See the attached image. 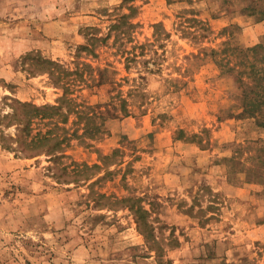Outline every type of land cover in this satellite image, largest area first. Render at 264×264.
Here are the masks:
<instances>
[{
    "label": "rangeland",
    "instance_id": "1",
    "mask_svg": "<svg viewBox=\"0 0 264 264\" xmlns=\"http://www.w3.org/2000/svg\"><path fill=\"white\" fill-rule=\"evenodd\" d=\"M167 1L0 0V264H264V0H194L202 40Z\"/></svg>",
    "mask_w": 264,
    "mask_h": 264
},
{
    "label": "trees",
    "instance_id": "2",
    "mask_svg": "<svg viewBox=\"0 0 264 264\" xmlns=\"http://www.w3.org/2000/svg\"><path fill=\"white\" fill-rule=\"evenodd\" d=\"M169 4H182L181 11L176 12L175 14V19H177V24L175 26L179 27V30L181 31V34L185 37H191L195 38L196 40H202L206 37L208 31H210L207 23L203 21L202 19L198 18L197 14V9L193 7V2L194 0H168L167 1ZM128 17L125 15H122L119 17V19H116V23L111 26V29L117 30V36L124 35L127 30H123L122 28L125 27V29H130L134 25L132 23H126V19ZM128 22V21H127ZM161 26V24H157L156 28ZM163 30V29H162ZM229 29L225 28L224 31L227 32ZM157 36L158 34H162L165 37L169 36V33L167 32H162V31H157L156 32ZM262 47L260 44L256 45L254 47H250L247 49H243L240 46H235L233 47L234 51H238V54L234 55V58L236 60H239L240 63L242 64L243 60H245V63L248 62V58L250 57L247 53H250L251 55H254L256 53V49ZM230 48H225L224 50L221 51L220 55L221 57V62L225 61V63H230V59L228 56H232L231 54L228 53ZM241 52V53H240ZM246 52L245 54H242ZM240 53V54H239ZM247 60V61H246ZM237 62V61H236ZM238 65V63H237ZM251 68H254L255 65L253 64V61L250 63ZM65 101L68 103H72V100L69 98L64 97L63 98ZM21 107L25 110L24 115L19 119L20 122L24 123V127L22 131L20 132L21 134L17 136L15 142L16 144L21 147L22 143L24 144V147H22L21 151L25 152L28 155H33L38 153L39 151H43L46 153H51L55 149H61L63 143L66 140L65 135L62 137L61 133L65 132L66 129L64 127H58L57 126L56 132L53 128L46 129L44 132H37L34 136L30 137L29 129L31 127V123L34 119L40 118L42 120H47V124H52L51 118H53V113H55L57 110H59V106H45V107H35L34 105L30 103H20ZM13 117L16 115H12ZM63 124H66L65 121H61ZM85 129V128H84ZM83 129V130H84ZM100 132H102V127L98 129ZM88 135V131L85 130L80 136L81 137H86L85 135ZM29 138H27V137ZM26 137L27 139H24ZM57 151V150H55ZM113 157V154L110 156H104L102 157L103 160H109ZM99 169L100 166L97 164H94L92 167H88L87 165L85 166H77V168L72 169V171H69L67 173L68 176H77L78 174L80 175H85V172L88 169ZM71 172V173H70ZM136 213L139 215L137 216V225L140 227L142 226L141 224L144 223V226L146 227V223L144 222V217L145 213H148L145 209H142L141 207H137ZM146 238V235H145Z\"/></svg>",
    "mask_w": 264,
    "mask_h": 264
}]
</instances>
